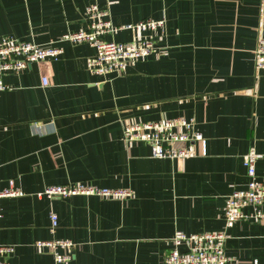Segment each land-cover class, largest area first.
I'll return each mask as SVG.
<instances>
[{"label":"crops","instance_id":"1","mask_svg":"<svg viewBox=\"0 0 264 264\" xmlns=\"http://www.w3.org/2000/svg\"><path fill=\"white\" fill-rule=\"evenodd\" d=\"M89 5L107 9L114 27L164 18L165 29L155 52L123 77L91 75L95 49L69 43L56 61L0 73L8 87L0 91V187L12 179L24 192L0 202V243L15 249L9 264H57L32 245L50 239L74 244L58 264H160L176 231L224 229V200L246 187L250 150L264 180V71L254 59L264 0H0V37L46 46L87 29ZM131 38L126 30L110 36ZM179 117L202 135L192 158L156 159L148 145L124 140L128 125ZM76 182L133 196H36ZM226 233L228 257L264 264V224L238 220Z\"/></svg>","mask_w":264,"mask_h":264},{"label":"built area","instance_id":"2","mask_svg":"<svg viewBox=\"0 0 264 264\" xmlns=\"http://www.w3.org/2000/svg\"><path fill=\"white\" fill-rule=\"evenodd\" d=\"M84 17L88 23L87 29L66 32L46 46L0 37V73L19 74L33 64L56 61L62 54L60 44L69 43L89 45L95 49V56L87 63V70L91 75L123 77L133 63L155 52L156 35L162 34L165 29L164 18L146 19L135 24L114 27L109 18V11L100 10L96 5L86 7ZM122 30L131 32V41L116 43L110 39L111 35ZM254 59L256 68L264 71L262 38L257 41ZM41 85L43 87L48 85L47 76L41 78ZM6 89L8 87L0 81V91ZM123 135L127 143L148 145L153 158L171 162L194 157L191 145L202 141V135L195 122L185 117L128 125L123 128ZM259 158L260 156L253 150L242 157L248 180L245 188L233 190L225 197L222 209L224 229L198 234L176 231L171 238L172 245L160 264H245L225 254L226 229L238 220L264 224V180L259 179L256 173V162ZM22 195L24 192L12 179L8 181L7 186L0 187V202L2 198ZM75 195L125 199L133 196V191L129 188H108L76 182L48 185L36 193L39 199L54 196L67 198ZM1 216L0 207V218ZM49 220L50 231L54 232L58 225V217L55 213H50ZM32 245L37 249L46 248L58 264L71 259L70 251L74 244L69 240L50 239L35 240ZM14 250V245L0 243V264H9V258Z\"/></svg>","mask_w":264,"mask_h":264}]
</instances>
